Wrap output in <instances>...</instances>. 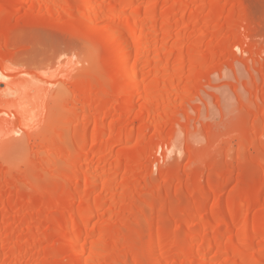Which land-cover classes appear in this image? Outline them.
<instances>
[{"label": "rangeland", "instance_id": "obj_1", "mask_svg": "<svg viewBox=\"0 0 264 264\" xmlns=\"http://www.w3.org/2000/svg\"><path fill=\"white\" fill-rule=\"evenodd\" d=\"M148 1L78 0L110 16L36 52L0 0V264H264V30L237 0ZM119 18L145 37L132 95Z\"/></svg>", "mask_w": 264, "mask_h": 264}, {"label": "bare ground", "instance_id": "obj_2", "mask_svg": "<svg viewBox=\"0 0 264 264\" xmlns=\"http://www.w3.org/2000/svg\"><path fill=\"white\" fill-rule=\"evenodd\" d=\"M77 1L78 0H11V4L13 6H7L2 11L3 12L5 11V13L8 14L7 16H9L12 13V11L13 12L14 11L19 12L21 10L23 13L21 15H19V17H15V18L10 17V18H7L6 20L4 19L2 24L3 25H9L13 22L14 28H16V27L19 28V29L16 28L18 31L16 29H13V31L15 30L14 33L17 31L19 34L18 38H16L14 35V37L16 39L21 38V35H23L26 38H24L22 36L23 39L21 38V40L20 39L19 40L22 41V43L24 40V43H27L26 44L27 47L31 48V46H32V49L34 47V50L36 52H42V51L46 52L47 50H50L57 43L65 42L67 39L65 36V33L71 32V30L74 29L75 27L77 28V26H79V25H77V23L81 24L80 27L81 28L84 27V29H85L86 28L85 26L87 24H92L93 22H95L98 18H100L101 15H104L105 11L107 10L106 7H103L104 5L97 7L96 10L91 8V7L90 8H80V7L76 6ZM127 1L128 0H122V2L120 4V9H124L126 7V5H128ZM237 1L240 4V6L244 12H247L251 17H253L255 20H257L261 24L262 31H263L264 30V0H237ZM28 2H30L31 6H30V4H28ZM27 4L29 5L28 8L26 7ZM173 4L174 3H172L171 5H173ZM16 5H22V6H20L21 8H19ZM147 5L148 6L146 7V9H147L148 13H150L151 15L156 14V7L158 5L157 0L156 1L150 0L149 4H147ZM14 6H16V8ZM24 7H26V8H24ZM107 12H109V11L107 10ZM110 12H111V10H110ZM64 15L68 19L67 22L64 21L65 23H63ZM108 15L110 16L109 13H108ZM108 15L105 14L106 17H108ZM53 16L55 17L54 18L55 20H56V18L58 19L59 22L56 21L57 24L55 23V21H53ZM101 18H102V16H101ZM136 18L137 17H135V16L132 17L133 20H136ZM121 23H122V19H121ZM121 23H120V18H119V21L117 20L115 27H114V25H113V27L109 26L110 28L106 27L105 28L106 30H103V32L106 35V39H108L107 42L110 46V50L112 51V55H113L112 57H114V60L117 61V63H118L120 75L125 80L126 86L130 90L129 92L132 95V94H134L135 91L137 92V90L141 86V82H140L141 80L139 79L140 74H141L140 63L142 61V55H144V53H145L144 50L146 49V47L143 46L145 37H143V35H141L140 37H136V39H134L133 35H132V39L135 40L133 42L134 43L133 44L132 41L129 39V37L131 35H127L128 32L123 33V31L121 30V29H123V28H121V25H122ZM2 28H3V26H2ZM17 32L15 34H17ZM12 34L9 35L7 32L4 34H0V41L3 39L4 40L3 42L8 45L9 43H11V42H9V41H11L9 38H10V36L13 37ZM16 36H18V35H16ZM14 37L12 38L13 44L15 42L14 40H16ZM19 40H18V42H19ZM6 44H4V47H5L4 50L9 46V45L7 46ZM29 44L31 46H29ZM35 51H33V53ZM43 53H41V55ZM32 55H34V54H32ZM44 55H46V54L44 53ZM34 56H36V54ZM182 57L180 56V58H178V60L182 59ZM166 58H167V61H169V60L174 61V57H173V59H171L172 54H169L168 56H166ZM183 59H184V57H183ZM183 59H182V62H184ZM30 60H31V58H30ZM182 62L178 63V64H183ZM1 72H3V70ZM5 76L6 75H3V79L5 82L8 83ZM160 77H161V75H160ZM180 78H182V75L178 76L179 80H180ZM174 82L170 85L171 86L170 88L174 87L178 81H176V83H174ZM28 85L29 84H27V86ZM32 87L30 86V88H32ZM148 87L146 88L147 90L145 89L144 93L146 94V96L150 97L151 94L156 93L155 92L156 90H154L153 85L148 86ZM25 89H26V86H25ZM25 89H22V90H25ZM36 91H38V90H36ZM165 91H167V90H165ZM25 93H26V91H25ZM166 93H168V92H166ZM7 94H9V93H7ZM147 99H146V101H147ZM135 103H136V101L131 100L128 104L127 109L131 110L135 106ZM148 103H149V99H148ZM10 105H12V104H10ZM150 105H151V103H150ZM165 105H163V106H165ZM15 109H16V107H15ZM20 110L23 111L22 109H20ZM77 159L78 158H75V160H77ZM75 162H77V161H75ZM73 167H74V169H73L74 172H78L77 167L75 165H73ZM88 174H89V176H93L92 172H90ZM96 181H98V180L96 179L95 182ZM59 205H61V204H59ZM88 207L89 206L87 204L84 207L78 208L74 211V213L72 215L74 217H77L78 212L86 211L88 209ZM236 211L237 210L234 208V209H231L230 213L234 214V213H236ZM149 218L147 220H149L148 222L150 224ZM67 223L68 222H65L66 226H67ZM85 231L83 230L82 233L80 232L77 235L72 234L71 236L68 237L67 242L71 245V247H73L76 255L82 254L84 251H86V247L85 248L82 247L83 249H81V251H76V249H75V246L78 244V240L80 238H82L83 234L86 233ZM161 233L162 232H160V231L158 232L159 235H161ZM87 234H89V233H87ZM156 234H157V232L153 231V229H150L149 241L151 243V246L149 248V252L152 251L153 254L158 253L157 245H154L152 243V240H154V237ZM99 240H101V239H99ZM99 240H97V241H99ZM98 248H99V244L98 245L96 244L95 246L93 244V247L90 249L91 251L88 248L87 252L90 251L89 253L94 254ZM212 251L213 250H211V252Z\"/></svg>", "mask_w": 264, "mask_h": 264}]
</instances>
